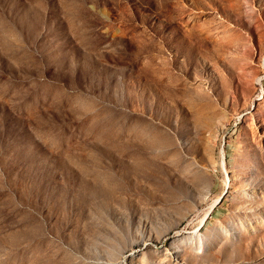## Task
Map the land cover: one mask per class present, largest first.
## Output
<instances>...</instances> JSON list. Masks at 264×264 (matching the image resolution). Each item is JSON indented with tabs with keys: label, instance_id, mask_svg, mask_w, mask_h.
I'll return each mask as SVG.
<instances>
[{
	"label": "rangeland",
	"instance_id": "374dc122",
	"mask_svg": "<svg viewBox=\"0 0 264 264\" xmlns=\"http://www.w3.org/2000/svg\"><path fill=\"white\" fill-rule=\"evenodd\" d=\"M0 264H264V0H0Z\"/></svg>",
	"mask_w": 264,
	"mask_h": 264
}]
</instances>
